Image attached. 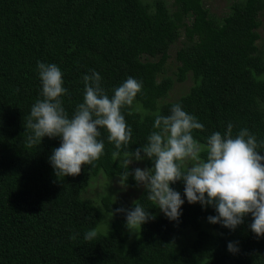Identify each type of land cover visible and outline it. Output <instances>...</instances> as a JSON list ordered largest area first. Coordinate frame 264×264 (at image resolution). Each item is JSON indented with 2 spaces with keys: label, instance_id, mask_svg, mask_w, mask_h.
<instances>
[{
  "label": "trees",
  "instance_id": "trees-1",
  "mask_svg": "<svg viewBox=\"0 0 264 264\" xmlns=\"http://www.w3.org/2000/svg\"><path fill=\"white\" fill-rule=\"evenodd\" d=\"M262 28L264 0H232L219 14L207 0H0V264H264V236L250 231V214L233 231L207 221L213 207L185 199L179 220L170 221L132 176L121 184L123 169L105 130L98 138L104 154L93 165L56 177L49 157L60 139L28 147L25 128L41 98L42 62L63 74L69 117L83 102L82 77L91 70L109 97L128 77L142 82L133 104L121 109L132 130L130 151L147 142L156 114L180 104L204 125L193 131L202 145L231 123L234 136L242 128L255 135L264 154ZM187 80L188 88L169 100ZM97 180L113 183L114 192L90 197ZM170 187L184 198L181 181ZM133 201L156 217L137 232L127 229L124 214L108 216ZM94 228L96 238L85 241ZM229 242H237V253L228 252Z\"/></svg>",
  "mask_w": 264,
  "mask_h": 264
},
{
  "label": "clouds",
  "instance_id": "clouds-1",
  "mask_svg": "<svg viewBox=\"0 0 264 264\" xmlns=\"http://www.w3.org/2000/svg\"><path fill=\"white\" fill-rule=\"evenodd\" d=\"M37 71L41 98L31 106L27 117L25 128L30 134L26 135V145H40L44 137L60 139V146L49 157L56 177L77 176L82 166L93 165L104 154V142L98 139L103 129L108 142L114 144L112 157L123 169L120 183L125 185L132 176L137 186L147 193V201L170 221L179 220L186 199L189 204L199 203L202 208L213 207L216 215L208 216L207 221L233 231L250 214V231L256 237L264 236V154L257 151L260 146L257 138L247 128L234 136L233 125L229 123L223 134L212 133L202 145L194 138L193 131H203L204 125L182 105L175 104L170 114H156L154 130L147 142L130 151L132 130L121 109L133 104L142 90L141 81L128 77L109 97L101 87L100 74L91 70L82 77L83 102L76 105L69 117L61 99L67 89L63 87L60 68L56 64L37 62ZM202 152L206 153L204 158ZM145 158L153 167L129 171L130 165ZM178 181L184 185V198L170 187ZM139 201H133L130 209H111L108 216L111 219L124 214L127 229L140 231L143 224L156 217ZM97 235L94 228L85 233L84 240L91 241ZM227 250L237 253V242H229Z\"/></svg>",
  "mask_w": 264,
  "mask_h": 264
},
{
  "label": "rangeland",
  "instance_id": "rangeland-1",
  "mask_svg": "<svg viewBox=\"0 0 264 264\" xmlns=\"http://www.w3.org/2000/svg\"><path fill=\"white\" fill-rule=\"evenodd\" d=\"M142 1L151 2L152 0H142ZM231 1L232 0H207V4H208L209 8L211 9V11L215 12L216 14H219V13L225 12L227 10V7L229 6ZM260 34H261V38H260V42H259V47L263 49L264 48V28L260 29ZM169 65L171 67H173V59L172 58L169 61ZM188 86H189L188 80L184 84L175 85L174 88L169 93V100L176 99L181 93H183L188 88ZM130 166L133 168H136V167H139L142 169L145 168L143 161L134 162ZM108 183H109L108 180H106V182H104L103 180H97V182H95L93 184L92 188L87 189L86 193L90 197H94L98 193L110 192V191L114 192L115 185L113 183H110V184H108ZM137 189H139V188L137 187ZM87 199H90V198H87ZM122 203H126V202H122ZM99 229L101 231H105V230H107V226L105 224H101ZM186 233H188V232L178 233L177 235L182 236Z\"/></svg>",
  "mask_w": 264,
  "mask_h": 264
}]
</instances>
